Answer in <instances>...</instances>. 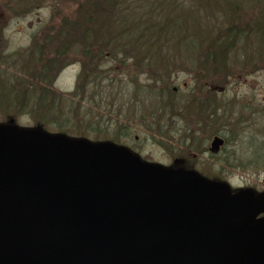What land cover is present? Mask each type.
I'll return each mask as SVG.
<instances>
[{"label": "rangeland", "instance_id": "1", "mask_svg": "<svg viewBox=\"0 0 264 264\" xmlns=\"http://www.w3.org/2000/svg\"><path fill=\"white\" fill-rule=\"evenodd\" d=\"M136 1L131 0L126 8L130 11L135 10ZM183 1L185 0L160 3L159 0H155L154 3H148L152 5V8H146L148 4L145 0L142 2H145L144 4L138 3L136 9L145 13L148 19L155 20L158 19V11L154 8H162L166 16L164 20L170 26H174L175 21L178 22L176 26L178 25L180 28L171 29L174 40L177 41V39L182 38L178 34V30L185 32L193 30L197 26L203 28V25H211L210 22L205 23L202 19L196 20L186 7L177 8L173 5L176 2L181 5ZM192 1L203 8L200 9V13L212 12V14H207L206 18L205 15L203 16L204 21L206 19L212 20L213 17L219 18L220 15L218 16L217 13L224 12L227 14V7L231 3L243 8L241 27L245 24L253 27L256 17L259 20H264V0ZM121 7L122 9H119L121 12L118 11L112 15L116 20L125 12L124 3ZM76 9L77 5L72 0H0V54H2L0 55V81L3 86L6 87L7 85L9 90H13L12 94L18 95L20 92L16 104H6L3 98L0 100V125L8 124L12 120V124L17 127L35 129L39 124L40 127H37V130L51 136L58 135L68 139L87 140L89 142L112 140L117 143L115 120L120 112L118 107L120 105L126 109L133 107L136 103L135 100L140 104V99L142 103L147 101V105L149 104L150 96L143 91L147 89L143 87L147 83V78L143 73L136 79V83L140 87L137 91L138 94L135 90L136 85L128 84L130 83L129 77L121 75V72L117 71L116 64H111L114 66L111 73L103 78L98 77L96 80L93 79L94 74L92 72L83 73L79 83L77 82L78 73L83 61L78 56V52L74 51L71 57L69 54L64 59L62 64L64 67L59 72L49 75L50 85L46 86L53 91H48L51 95L46 96L48 104L43 99H40L42 100L40 103L36 102L41 106L51 104L49 111H40L38 104L35 105L39 109H32L34 102L30 96H34V98L39 95L43 96V91H45L42 81H40V86L35 87V84L33 85L34 82L38 81L40 74L38 72L33 73L32 68L38 66L40 69V65L43 63V58L39 57L40 46L43 49L44 40L56 38L54 37L55 31L50 30L52 26L57 28L63 19L67 20L73 14L76 18ZM126 18L128 19V17ZM128 24L129 26H138L137 22L131 23L129 19ZM48 33L52 36L47 35ZM131 37L130 39L134 41L135 35ZM245 42L247 43L244 45ZM134 43L137 45L136 42ZM238 44L239 50L245 49L247 52L240 53L238 51L230 58L228 62L230 76L222 80L221 76L209 79V84L223 88L217 97L221 114L226 106V112L223 113L222 118L227 121H221L220 129L221 135L227 140V154H216L214 158L207 154H191L195 157L191 156L192 159L190 158L185 164L186 168L195 170L205 178L226 182L231 188H250L256 192H261L264 191V56L261 53L258 54V50L260 48L264 55V43L259 42L257 44L256 38L252 34L247 40ZM174 51L185 57L186 53H189L188 43L177 46ZM29 60H33L34 63H30ZM165 60H167L166 57L160 60L153 58L152 66L161 70ZM26 61L27 64H23ZM151 70L152 68L149 67V70L145 68L143 71ZM170 71L172 74L169 87H161L166 93L165 97H170L172 89L177 88V95L183 96L184 100L188 95H191L190 92L195 88L196 84L191 77L193 74L181 67L171 68ZM87 76L88 78H86ZM91 78V83L86 81V79ZM77 83L79 86L78 94L80 95L76 97V100L74 98L72 100V93ZM184 84L187 89L183 88ZM163 91L156 90L159 94L157 97L162 96ZM21 92H29V95L23 96ZM163 101L161 98H152L153 105H160ZM149 107L150 104L148 107L145 106L146 109ZM59 108L60 110H58ZM141 110V114H147L143 112V105H141ZM54 115L56 119L53 118ZM145 116L147 117V115ZM194 130H198V128L195 127ZM141 131L142 128L137 133L140 137ZM148 150L150 154L135 155L139 156L145 163L162 166H170L176 159L186 161L182 160L185 154H166L157 147H151Z\"/></svg>", "mask_w": 264, "mask_h": 264}, {"label": "water", "instance_id": "2", "mask_svg": "<svg viewBox=\"0 0 264 264\" xmlns=\"http://www.w3.org/2000/svg\"><path fill=\"white\" fill-rule=\"evenodd\" d=\"M154 170L110 144L0 125V264H155Z\"/></svg>", "mask_w": 264, "mask_h": 264}, {"label": "flooded vegetation", "instance_id": "3", "mask_svg": "<svg viewBox=\"0 0 264 264\" xmlns=\"http://www.w3.org/2000/svg\"><path fill=\"white\" fill-rule=\"evenodd\" d=\"M122 59L116 64L117 71L129 77L128 84L136 85V93L140 89L136 79L142 73L147 78L143 86L147 89L143 91L150 96V107L146 109L149 104L142 103L141 99L140 104L135 100L133 107H118L117 143L84 141L110 144L120 154H131L155 168L159 176L153 179L155 193L149 201L155 264H264V191L234 189L226 182L205 178L186 168L191 154H207L211 158L227 154V140L220 129L221 121L226 120L222 118L226 106L221 114L217 97L223 88L209 84V78L205 77L184 100L177 95V88L172 89L170 97H165L164 91L157 97V88L169 87L171 78L158 79L153 71L141 72V65L132 62L135 58ZM111 64L107 62L97 77L111 73L114 68ZM83 73L87 74L82 63L77 82L80 83ZM86 81L92 82V78ZM183 88L187 86L184 84ZM78 93L77 83L72 100H76ZM153 97L164 101L153 105ZM141 105L147 114H141ZM4 126L17 127L12 120ZM140 128L143 138L137 134ZM215 139L220 140L217 148L213 145ZM151 147L162 149L166 154H185L182 160L186 161L176 159L170 166H162L145 163L135 155L150 154ZM169 180L171 183L167 185ZM249 214L252 217L246 224Z\"/></svg>", "mask_w": 264, "mask_h": 264}, {"label": "trees", "instance_id": "4", "mask_svg": "<svg viewBox=\"0 0 264 264\" xmlns=\"http://www.w3.org/2000/svg\"><path fill=\"white\" fill-rule=\"evenodd\" d=\"M72 1L77 5L76 18L74 16L75 14H73L72 16L74 17H68L67 20L63 19L60 26L58 25L57 28L54 26L50 28L51 31H55L54 37L56 38L44 40L45 45L43 49L42 46H40L39 57L43 58V63L40 65L41 72L38 66L32 68L33 73L38 72L40 74L38 81L34 82L33 85L35 84V87L40 86V81H42V85L45 86L43 96L39 95L35 96V98L34 96H30V98L33 99L32 102H34L33 110L39 109L35 104H38L36 103L37 101L40 103V101H42L40 99H43V101L45 100V103L48 104L46 96L51 95L48 91H53V89L51 90L47 87L50 85L49 75L59 72L64 67L62 65L64 59H66L69 54L71 57L74 51L78 52V56L83 61L84 72L90 71L94 74L93 79L98 78L97 76L99 73L103 71L102 67L107 62L118 64L124 57L128 59L135 58L132 62L141 65V72H145L143 71L145 68L149 70V67H151V71L154 72L155 77L162 80L171 78V68H184L193 74L191 77L194 79L195 86H198L201 78L206 77L210 79L221 76L222 80L230 76V70L228 69L230 58L234 54H237L238 51H240V53L247 52L245 49L239 50V42L247 40L253 34L257 44L259 42L264 43V20H259L257 19L258 17H256L253 27L249 24H245V26L243 25L241 27L240 22L243 17V8H239L237 4L231 3L227 7V14L220 11L221 13H217L218 16L220 15L219 18L213 17L212 20L206 19L204 21L203 16L205 15L206 18V15L212 14V12L200 13V9L203 8L193 3L192 0H185L181 5L176 2L173 5L177 8L186 7L196 20L202 19L203 22H210L211 25H203V28L197 26L194 27L193 30H187L185 32L178 30V34L181 35L182 38L175 41L171 29L180 28L178 25L176 26L178 22L175 21L174 26H170V24L164 20L166 16L162 8H154L158 11V19H148L145 13H141L136 9L138 3L144 4L145 2H142L145 0H137L135 2V10L132 11L126 8L131 0H123L125 12L121 14L118 20L114 19L112 15L115 12H121V6L123 5V3H121L122 0ZM154 1L155 0H147V4L154 3ZM159 1L160 3H164V1L172 0ZM151 6V4H148L146 8H152ZM154 9H152L153 12ZM126 17H128L131 23L137 22L138 26H129ZM207 29L209 31H204ZM47 35L52 36L49 33ZM132 35H135L134 41L130 39ZM134 42H136L137 45H135ZM186 42L188 43L189 53H186L185 57L175 53L174 49ZM246 43L247 42H245L244 45ZM260 51L259 48L258 54L261 53L262 56H264L263 51ZM106 55H108V57ZM164 57H166L167 60H165L161 70L152 66L153 58H158L160 60ZM171 57H173V59H171ZM29 61L30 63H34L33 60ZM25 63L27 64V61L23 62V64ZM111 70H114V68ZM0 84V100L3 98L6 104L18 103L20 92H18V95L12 94V89H10V91L6 85V90L2 82ZM161 89L157 90L163 91V88ZM21 93H23V96L29 95V92ZM52 98L54 99L53 94ZM39 105L40 104H38V106ZM45 105H40V111L46 112L51 107V104L49 106ZM58 110H60V108ZM53 118L56 119V116L54 115ZM36 127H40V125L37 124Z\"/></svg>", "mask_w": 264, "mask_h": 264}]
</instances>
